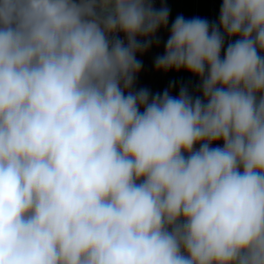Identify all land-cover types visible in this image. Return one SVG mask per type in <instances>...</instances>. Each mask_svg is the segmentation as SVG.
<instances>
[{
    "label": "clouds",
    "instance_id": "obj_1",
    "mask_svg": "<svg viewBox=\"0 0 264 264\" xmlns=\"http://www.w3.org/2000/svg\"><path fill=\"white\" fill-rule=\"evenodd\" d=\"M169 14L0 0V264H264V0L172 22L201 96L133 90Z\"/></svg>",
    "mask_w": 264,
    "mask_h": 264
},
{
    "label": "rangeland",
    "instance_id": "obj_2",
    "mask_svg": "<svg viewBox=\"0 0 264 264\" xmlns=\"http://www.w3.org/2000/svg\"><path fill=\"white\" fill-rule=\"evenodd\" d=\"M162 6H166L169 9V1L168 0H154V7L159 9ZM182 15L185 19L186 14L182 11L169 14V21L167 27H161L157 33L155 39H158L159 43H153L152 46L143 53H137V59L142 63V69L137 74L133 90L138 91L140 89H152L155 93H163L164 90L168 89L170 94L172 95V89L169 83V71L164 72L163 70H157L155 68V59L163 55L165 43L170 35V28L172 22L175 20L177 16ZM228 39L225 41V48L227 47ZM154 80L156 82H154ZM202 93L199 91L197 96H201ZM222 146V142H219ZM217 146V145H213Z\"/></svg>",
    "mask_w": 264,
    "mask_h": 264
},
{
    "label": "trees",
    "instance_id": "obj_3",
    "mask_svg": "<svg viewBox=\"0 0 264 264\" xmlns=\"http://www.w3.org/2000/svg\"><path fill=\"white\" fill-rule=\"evenodd\" d=\"M169 9L172 14L176 12H184L186 19L199 17L206 19L210 24L219 22V13L222 0H168ZM227 40V38H226ZM221 55L223 56V50ZM169 83L172 89V95L178 96L181 87H186L193 96L198 94V86L200 80L190 72L181 69L180 71L169 70ZM154 82H156L154 80ZM149 92L155 95L152 89Z\"/></svg>",
    "mask_w": 264,
    "mask_h": 264
},
{
    "label": "flooded vegetation",
    "instance_id": "obj_4",
    "mask_svg": "<svg viewBox=\"0 0 264 264\" xmlns=\"http://www.w3.org/2000/svg\"><path fill=\"white\" fill-rule=\"evenodd\" d=\"M121 38H123V34H120Z\"/></svg>",
    "mask_w": 264,
    "mask_h": 264
}]
</instances>
